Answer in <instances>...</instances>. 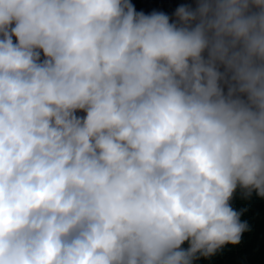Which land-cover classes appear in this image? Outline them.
<instances>
[{
    "label": "clouds",
    "instance_id": "9594fccd",
    "mask_svg": "<svg viewBox=\"0 0 264 264\" xmlns=\"http://www.w3.org/2000/svg\"><path fill=\"white\" fill-rule=\"evenodd\" d=\"M238 188L264 0H0V264H194L239 244Z\"/></svg>",
    "mask_w": 264,
    "mask_h": 264
},
{
    "label": "trees",
    "instance_id": "16d2710c",
    "mask_svg": "<svg viewBox=\"0 0 264 264\" xmlns=\"http://www.w3.org/2000/svg\"><path fill=\"white\" fill-rule=\"evenodd\" d=\"M196 6L197 3L192 9ZM175 12L171 14L170 22L175 20ZM230 206L240 214V221L247 224L239 244L225 245L210 257L196 259L194 264H264V198L255 192L246 195L238 188ZM187 246V242L182 245L183 248Z\"/></svg>",
    "mask_w": 264,
    "mask_h": 264
}]
</instances>
